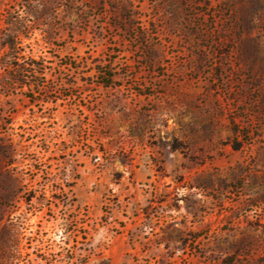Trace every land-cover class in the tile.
Returning <instances> with one entry per match:
<instances>
[{"label":"rangeland","instance_id":"obj_1","mask_svg":"<svg viewBox=\"0 0 264 264\" xmlns=\"http://www.w3.org/2000/svg\"><path fill=\"white\" fill-rule=\"evenodd\" d=\"M0 216L20 264H264V0H0Z\"/></svg>","mask_w":264,"mask_h":264},{"label":"trees","instance_id":"obj_2","mask_svg":"<svg viewBox=\"0 0 264 264\" xmlns=\"http://www.w3.org/2000/svg\"><path fill=\"white\" fill-rule=\"evenodd\" d=\"M19 30L13 31L6 36L4 39L1 49H4V60L3 64H8V60L20 59V37ZM26 69L21 65L9 72L7 76L2 79L1 89L3 91H9L16 88H23L27 85L25 78ZM21 234L22 228L18 222L4 220L0 216V264H20L24 260V252L21 247ZM85 261L75 260L74 256H67L65 260H61L60 264H78L84 263Z\"/></svg>","mask_w":264,"mask_h":264}]
</instances>
